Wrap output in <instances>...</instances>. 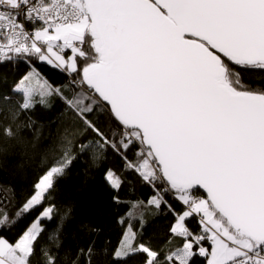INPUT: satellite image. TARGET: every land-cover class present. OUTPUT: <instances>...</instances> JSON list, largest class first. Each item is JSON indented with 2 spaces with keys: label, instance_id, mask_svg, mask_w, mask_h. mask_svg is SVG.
Segmentation results:
<instances>
[{
  "label": "snow or ice",
  "instance_id": "snow-or-ice-1",
  "mask_svg": "<svg viewBox=\"0 0 264 264\" xmlns=\"http://www.w3.org/2000/svg\"><path fill=\"white\" fill-rule=\"evenodd\" d=\"M17 60L70 79L55 86L33 67L12 90L22 103L0 140L27 145L22 132L36 121L21 113L56 100L65 135L42 159L33 193L13 212L0 208V264H61L75 218L45 204L79 156L109 152L153 190L147 205L173 218L162 242L146 241L141 211V230L127 222L112 264H264V87L244 81L264 73V0H0V64ZM101 115L117 130L105 131ZM97 255L89 242L70 264Z\"/></svg>",
  "mask_w": 264,
  "mask_h": 264
},
{
  "label": "trees",
  "instance_id": "trees-1",
  "mask_svg": "<svg viewBox=\"0 0 264 264\" xmlns=\"http://www.w3.org/2000/svg\"><path fill=\"white\" fill-rule=\"evenodd\" d=\"M33 67L53 85L67 86L70 77L43 62L17 60L0 64V124L10 123L11 113L18 110L22 103V93H14L12 90ZM244 81L255 88L264 87V73H246ZM6 95L11 98L4 99ZM62 108L63 105L56 100L51 107L37 105L32 112L21 113L20 121H26L29 116L36 121L32 129L22 132L29 142L27 145L0 140V208L13 212L33 193V184L43 167L42 159L50 155L51 149L59 148L65 135V126L60 121ZM99 119L105 131L117 130L112 118L101 115ZM35 129L40 132L38 140L34 139ZM109 172L121 178L119 188L111 184ZM152 194L153 190L142 183L136 174L126 170L123 161L111 152L96 162H93L91 153L79 156L68 174L56 183L48 204H45V207L54 205L57 215H62L67 208L75 218L74 223L65 231L63 246L57 252L61 264H65V259L70 264L77 249L87 247L92 241L98 251L94 264H112L109 254L113 248H119L123 234L127 232V222L133 223L137 231L141 230L136 218L141 211L145 220L143 239L162 242L173 218L166 210L157 214L152 206L147 205ZM170 202L174 207H179L175 201ZM137 205L140 207H135ZM130 210L135 211L131 221L128 217ZM28 222L25 220L24 224ZM44 223L49 230L56 226V221ZM80 225L86 227L81 228ZM23 226L5 231L3 235L14 238ZM93 228L95 231H92ZM41 243H49L47 236ZM65 253L69 254L67 258ZM128 264H138V258L129 257Z\"/></svg>",
  "mask_w": 264,
  "mask_h": 264
}]
</instances>
